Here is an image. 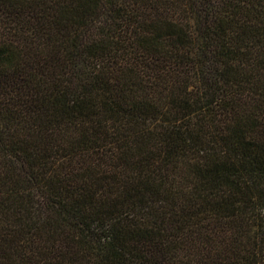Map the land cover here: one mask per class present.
Returning <instances> with one entry per match:
<instances>
[{
  "label": "trees",
  "instance_id": "1",
  "mask_svg": "<svg viewBox=\"0 0 264 264\" xmlns=\"http://www.w3.org/2000/svg\"><path fill=\"white\" fill-rule=\"evenodd\" d=\"M0 264H264V0H0Z\"/></svg>",
  "mask_w": 264,
  "mask_h": 264
}]
</instances>
